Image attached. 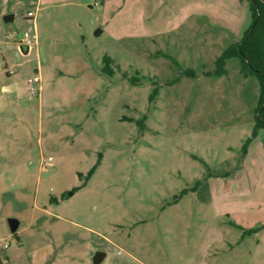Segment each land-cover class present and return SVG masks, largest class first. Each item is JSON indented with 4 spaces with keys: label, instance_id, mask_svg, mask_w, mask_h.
Returning <instances> with one entry per match:
<instances>
[{
    "label": "rangeland",
    "instance_id": "374dc122",
    "mask_svg": "<svg viewBox=\"0 0 264 264\" xmlns=\"http://www.w3.org/2000/svg\"><path fill=\"white\" fill-rule=\"evenodd\" d=\"M11 4L15 21L0 17V264H92L99 240L132 264H264V130L246 142L259 85L235 58L205 75L249 27V4ZM24 33L36 35L28 54ZM104 56L113 76L100 73Z\"/></svg>",
    "mask_w": 264,
    "mask_h": 264
},
{
    "label": "trees",
    "instance_id": "16d2710c",
    "mask_svg": "<svg viewBox=\"0 0 264 264\" xmlns=\"http://www.w3.org/2000/svg\"><path fill=\"white\" fill-rule=\"evenodd\" d=\"M240 2L246 1L249 4V9L251 12V23L249 27L244 31L241 39L235 43H232L224 49L220 55L215 59L214 70L206 72L208 77H220L227 74L225 63L229 59H237L239 62V73L243 78H254L258 83V100L254 111V121L253 129L250 137L246 142H250L252 139L256 138L258 132L264 130V0H239ZM172 62L176 63L173 58L168 57ZM103 67L100 73L113 76L114 71L111 68L113 60L104 56L102 59ZM184 74L188 77H195L194 71L192 69L184 70ZM130 83L132 85H138L140 82L139 77L130 78ZM151 94L149 95V101H153L155 96L158 94V86L154 84ZM132 122V119H128ZM136 125L140 130L144 129L143 119L135 120ZM100 164V154L98 160L91 167V169L83 176L78 173L77 177L79 180H83L80 186L74 187L71 193L74 194L82 187H84L90 177L93 175L95 170ZM199 181L196 182V184ZM192 189H196V186ZM189 189L182 190L178 195L173 196L172 202L175 203L184 194H186ZM62 197V199H64ZM264 224V220H263ZM260 227H255L251 229L242 230V236L252 235L256 233Z\"/></svg>",
    "mask_w": 264,
    "mask_h": 264
},
{
    "label": "crops",
    "instance_id": "0c3cea01",
    "mask_svg": "<svg viewBox=\"0 0 264 264\" xmlns=\"http://www.w3.org/2000/svg\"><path fill=\"white\" fill-rule=\"evenodd\" d=\"M12 0H0V17H3V16H5V15H7V14H11L12 16H14L13 17V20H12V22H10V23H13L14 21H15V14L14 13H12L13 12V9H12ZM41 4V0H36V6H38V5H40ZM28 11H31V10H27V12ZM26 12V13H27ZM34 12V16L36 17V13H37V7H36V9H35V11H33ZM35 17L34 18H27L26 17V15H25V18H27L28 20H31V21H33L34 19H35ZM4 23V22H3ZM5 24V23H4ZM9 24V23H8ZM13 44H15V43H13ZM22 46V45H21ZM17 48L19 49L20 48V46H17ZM30 51H32V50H27L26 49V52L24 53V54H28V52H30ZM21 52V51H20ZM38 70L36 69L35 70V72H37ZM12 73H8L7 75L9 76V75H11ZM15 86V83H13L12 85H9V83L8 82H4V84H3V86H2V89L3 90H6V91H8L9 89H10V87H14ZM102 240H99V241H97L96 242V249H94V250H96V251H102V252H104L105 253V256H104V258H103V260H102V262L100 263V264H104V262L107 260V258H108V256L110 255H113V259L114 260H112L109 264H132L131 262H130V260L128 259V258H126V257H122V256H120V255H118L116 252H114L113 250H112V253H110L108 250H106L105 248L103 249V246L101 245V242ZM93 254V253H92ZM120 256V257H119ZM92 261V260H91Z\"/></svg>",
    "mask_w": 264,
    "mask_h": 264
},
{
    "label": "water",
    "instance_id": "95a60500",
    "mask_svg": "<svg viewBox=\"0 0 264 264\" xmlns=\"http://www.w3.org/2000/svg\"><path fill=\"white\" fill-rule=\"evenodd\" d=\"M13 17L14 16H12L11 14H7V15L3 16L2 20L5 24H8V23L12 22ZM99 33H100V30H98L96 32V34H99ZM26 49H27L26 45H22L19 48V50L23 54L26 52ZM7 223H8L9 231L11 232V234H14L17 231L19 225H21L20 222L14 218H9L7 220ZM104 256H105V253H103V252H100V251L95 252L94 255L92 256V264H100L102 262Z\"/></svg>",
    "mask_w": 264,
    "mask_h": 264
},
{
    "label": "built area",
    "instance_id": "2783aa9c",
    "mask_svg": "<svg viewBox=\"0 0 264 264\" xmlns=\"http://www.w3.org/2000/svg\"><path fill=\"white\" fill-rule=\"evenodd\" d=\"M26 17L27 18H34L35 17L34 12L28 11L26 13ZM12 36H14V35H12L11 33L7 34L8 38H12ZM18 42H19L18 46L26 45L27 50H33V47H35V45H36V35L35 34L29 35L28 33H24ZM39 82H40V80L38 77H34L32 79H30V78L27 79V85H29V86H33L34 84H39ZM33 90H34V88H32V91Z\"/></svg>",
    "mask_w": 264,
    "mask_h": 264
}]
</instances>
